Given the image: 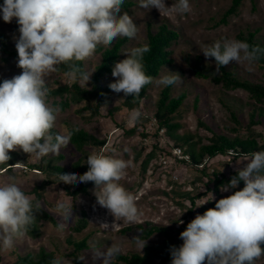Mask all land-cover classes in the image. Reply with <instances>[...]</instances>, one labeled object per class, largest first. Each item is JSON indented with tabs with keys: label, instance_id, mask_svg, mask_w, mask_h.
<instances>
[{
	"label": "rangeland",
	"instance_id": "1",
	"mask_svg": "<svg viewBox=\"0 0 264 264\" xmlns=\"http://www.w3.org/2000/svg\"><path fill=\"white\" fill-rule=\"evenodd\" d=\"M167 3L169 4L167 10L161 13L154 6L150 9L141 7L136 0L135 5L130 9L121 7L117 13L120 15L126 10L138 23L139 30L136 37H130L123 49L136 46L146 40L148 20H152L156 26L162 20L169 21L180 32L179 41L173 47V62L165 65L154 77L145 98L137 107L142 112L140 119L129 122L128 114L133 108L124 104L125 94L122 90L116 92L109 87L110 81L117 78L111 73L104 79L109 89L98 110L95 108L98 97L90 102L86 100L72 102L65 109L60 108L61 111L55 123L58 131L69 129L71 125L83 127L100 139H105L104 145L86 144L84 150H80L69 141L67 145H61L58 153L43 157H37L22 149L9 150L10 154L20 156L21 159L9 170H0V183L7 181L18 183L34 199L41 200L43 208L53 214L57 221L63 219L64 227L60 228L46 219H38L40 235L34 236L25 229L23 235L15 240L11 248L0 250L1 264H11L21 255L27 252H38L41 249L51 251L54 255L59 254L64 257L67 264H72L73 244L68 242L69 238L86 237L87 242L93 241L96 247L105 249L112 242H117L121 245L123 253L143 251L146 244L158 243L168 235L181 243L182 237L179 233L186 227L188 221L197 213H201L203 206L211 207L220 197L244 186L239 182L236 188H230L227 191H222L218 186L217 192L213 188L214 182L211 178L214 173L228 178L247 162L238 163L237 159L243 160L247 155H234L232 151L215 156L205 155L204 168L189 162L176 161L173 157L163 164L159 155L163 153L162 150L169 152L174 143L182 144L185 149L188 148L189 143H194L193 148L198 151L202 144L212 142L215 136L214 130L232 137L253 136L260 143H264V102L256 101L244 88H227L222 82L216 81L213 76L221 73L220 67L217 69L215 58L206 57L201 49L217 40L238 39L237 33L247 28L259 29L257 37L264 42V0H244L239 12L230 15L226 22H221V19L230 5V0H190L191 10L184 13L174 10L172 0H167ZM0 32L6 33L10 47L16 49V38L19 36L16 18L8 22L0 17ZM113 41L101 40V43L108 46ZM126 55L127 53L122 51L119 60ZM198 55L202 56L200 66L205 73L204 76L198 75L194 70ZM17 58L15 54L0 51V80L4 77L11 78L22 71L17 64ZM99 60L100 53L91 52L86 57V67L95 68ZM233 62L234 65L231 66H235L240 76L264 81V68L258 61H253L251 65L247 60L239 62L233 60ZM169 70L180 73V79L173 85V95L182 91L187 92L178 112L172 117V121L177 122L178 126L171 132L179 135V139L172 137L167 129L158 128L155 117L156 101L163 86L158 83V78ZM74 80L75 76L58 71L57 67L46 76V84L50 86H56L58 82L66 83ZM80 82L85 86L91 85L90 78L86 83ZM46 101L53 105L52 98L46 97ZM254 110L257 111L258 121L250 125L251 113ZM232 111H235L241 119V125L234 121ZM201 120L205 124L201 123ZM132 127H135L133 132L126 131ZM125 146L130 151H125ZM91 151H102L105 154L122 156L132 161L120 183L136 196L139 209L136 220L117 219L106 207L99 205L94 192L96 187L94 181L68 179L67 183L70 184L71 190L81 184H87L85 191L72 195L66 191L58 174L27 167L29 162L43 160L47 162L56 156L54 159L56 164L71 170L75 169L76 163L86 164V157ZM152 151H155V155L149 158L144 167L145 159ZM60 155L63 156L59 157ZM186 192L204 193L196 198L194 204L190 198L183 195ZM62 196H70L74 201L73 214L69 218H63L61 209L55 206V201ZM205 200L207 201L204 202ZM81 209L87 212L88 224L83 229L76 230L74 226ZM147 220L168 226L170 234L155 232L149 237H144L138 228L127 232L120 231L124 226ZM180 220H183V223H180ZM102 221H107L109 226L101 224ZM113 224L114 227H112ZM90 247L82 251L85 262L102 264L103 257H94ZM158 262L159 259L156 260V264ZM263 263L264 256L255 262V264ZM165 264H171V259Z\"/></svg>",
	"mask_w": 264,
	"mask_h": 264
},
{
	"label": "clouds",
	"instance_id": "2",
	"mask_svg": "<svg viewBox=\"0 0 264 264\" xmlns=\"http://www.w3.org/2000/svg\"><path fill=\"white\" fill-rule=\"evenodd\" d=\"M124 0H2L0 17L4 21L16 18L19 36L16 38L17 64L20 73L0 81V163L10 160V149H22L37 157L56 154L61 145L71 140V129L51 131L55 127L59 105L46 101L49 91L46 76L61 63H70L69 74L79 76L86 83L96 68H88L74 61L87 57L98 40L111 42L115 37H136L138 23L124 11L117 13ZM141 7L167 10V0H138ZM174 10H191L190 0H172ZM206 57H214L217 69L230 60L255 61L264 49L250 46L246 40L226 38L201 48ZM150 44L125 48V58L112 67L109 87L116 92L137 95L152 80L144 67V55ZM180 73L169 70L158 78L161 85H171L180 79ZM140 108L128 114L129 122L141 118ZM125 151L130 149L125 146ZM221 190L236 188L242 179L244 186L220 197L215 205L197 213L179 233L182 243L170 245L171 264H255L264 256V149L254 150L243 160ZM88 169H64L60 176L76 181H94L99 205L106 207L117 219L136 220L139 209L136 196L120 180L132 161L122 156L91 151L86 157ZM205 200L204 202H206ZM203 202V203H204ZM74 201L62 196L55 201L63 218L73 214ZM202 204V203H200ZM198 204V205H200ZM197 205V206H198ZM43 202L26 193L18 183H0V250L11 248L22 236L26 226L36 218V210ZM183 223V220L179 221ZM101 224L109 226L107 221ZM64 227L63 219L58 221ZM114 227V224L112 225ZM94 257H103L102 264H111L121 251V245L112 242L107 248L96 247L89 241ZM78 258H82L78 257ZM52 264H67L57 254Z\"/></svg>",
	"mask_w": 264,
	"mask_h": 264
},
{
	"label": "trees",
	"instance_id": "3",
	"mask_svg": "<svg viewBox=\"0 0 264 264\" xmlns=\"http://www.w3.org/2000/svg\"><path fill=\"white\" fill-rule=\"evenodd\" d=\"M244 0H230V5L223 15L221 22H226L227 18L230 15L236 14L239 12L240 7ZM2 3V0H0ZM136 0H124L122 4V8L130 9L134 6ZM259 29L247 28L246 30H240L237 33V38L246 40L250 46H259L261 49H264V42L257 37ZM180 32L177 28L173 27L169 21L162 20L157 26L154 25L152 20H148L146 24V40L139 43L142 44L147 42L150 44V50L144 55V67L147 74L152 76V80L146 83L140 90L139 94L134 95L128 94L124 99V104L129 108H137L143 99L145 98L148 89L156 75L160 73L162 68L173 62V52L174 45H176L179 41ZM130 37L127 36H119L114 39V41L108 45L104 46L101 43V40L97 41V45L93 49L94 52L100 53V60L95 66V70L92 72L90 77V86L83 85L79 79V76H75V80L73 82L59 83L56 86H50L46 84L49 91L47 93L48 98H52L53 105H59L60 108L65 109L72 102H79L81 100H86L90 102L93 98L98 97V102L96 103L95 108L98 110L102 101L105 100V97L108 93V85L104 83V79L108 74L112 73V67L114 63L119 60L121 56V52L124 46L128 43ZM138 44V45H139ZM5 51L8 54H15L18 56L17 49L14 47H10L8 37L6 33L0 32V51ZM92 51V52H93ZM202 56L198 55L196 57V63L194 64L195 72L204 76L205 73L201 69V60ZM261 66L264 68V51L261 52L259 57L256 59ZM82 66L86 67V57L81 58L77 61H74ZM234 65L233 60H230L229 63L220 66V72L218 75L213 76V78L222 82V84L227 88H237L241 87L246 89L256 101L264 102V81L260 79H254L251 77L240 76ZM70 63H61L57 66V70L65 73H69ZM7 78V77H4ZM2 78L0 81H2ZM173 85H163L159 92V97L156 101V109H155V117L158 122V128L167 129V132L170 133L172 137L175 139H179V135L171 132L177 126V122L172 121L173 115L178 112L179 107L182 105L184 99L187 96L186 91H182L177 95H173ZM262 113V112H261ZM232 115L234 121L241 125L242 121L235 113L232 111ZM258 121L257 111L254 110L251 113L250 125L251 123H256ZM201 123L205 124L204 122ZM250 125H247L251 128ZM71 143L75 145L76 148L80 150H84L86 144H92L97 146H102L105 144V139H100L95 134L87 131L85 128L71 125ZM135 127L126 130L128 132H133ZM51 131H58L57 128H53ZM215 136L212 142L202 144L198 151L194 150V143H189L188 148L182 144H175L181 146L185 152L190 155V159H183V162H189L196 166L204 168V156H215L219 153L227 154L233 153L234 155H250L254 150L264 149V143H260L256 137L248 136L242 137L240 135L229 136L226 133H222L220 131H215ZM173 145V146H174ZM164 151V150H162ZM155 155V151L150 152L147 155V158L144 162V167L151 156ZM161 155V154H160ZM159 155V159H160ZM60 155L59 157H62ZM21 159L20 156H14L11 154L10 160L0 163V170H9L19 162ZM24 159V158H22ZM55 157L49 159V161H39L34 163H28L27 167L30 169H39L49 173H56L66 188V191L72 195H77L79 192L85 191L87 188V184H81L74 190H71V186L68 182V179H65L60 176V173L66 169L65 166L56 164L54 162ZM161 161V160H160ZM161 163V162H160ZM89 165L86 164H75V169L80 173L87 170ZM201 168V169H202ZM237 172H233L228 178L219 174L214 173L213 188L218 192L219 187L233 176L236 175ZM241 183H245L242 179ZM204 192H199L197 194H192L191 192H186L183 194L185 197L190 198L191 202L195 204L196 198L201 196ZM215 204V202L213 203ZM214 206V205H213ZM208 206H203L201 208V213H203ZM36 218L35 220L26 226V230L34 235H40V229L37 220L38 219H46L51 221L53 224L58 225L57 219L45 208H40L36 210ZM88 224L87 212L85 209H81L80 215L77 219V222L74 226L76 230H81ZM138 228L141 230V233L144 237H149L155 232H164L167 235L170 234V228L163 224H158L154 221L147 220L145 222H141L135 225L124 226L120 229L122 232H127ZM88 238L83 237L81 239L69 238L68 242L73 244V250L71 251V255L73 256L72 264H87L84 258H78L82 256V251L88 247H90L89 242H87ZM182 243V242H181ZM179 245L180 242L176 240L173 236L168 235V237L164 238L162 241L158 243H148L146 244L143 251H131L128 253L121 252L117 257H115L111 264H156V260L159 259L158 264H165L168 260L171 259L170 245ZM262 248H264V241L261 242ZM54 253L45 249H41L38 252H27L21 255L15 262L11 264H52V257ZM0 264H1V253H0ZM264 264V263H263Z\"/></svg>",
	"mask_w": 264,
	"mask_h": 264
},
{
	"label": "built area",
	"instance_id": "4",
	"mask_svg": "<svg viewBox=\"0 0 264 264\" xmlns=\"http://www.w3.org/2000/svg\"><path fill=\"white\" fill-rule=\"evenodd\" d=\"M169 156V157H168ZM173 157L176 161L178 160H189L190 155L184 151V149L179 146V145H174L172 146L171 150L168 151H163L160 155V159L163 164H166L169 158Z\"/></svg>",
	"mask_w": 264,
	"mask_h": 264
}]
</instances>
